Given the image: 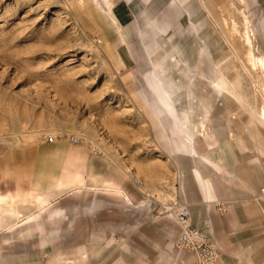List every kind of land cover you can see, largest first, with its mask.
Returning <instances> with one entry per match:
<instances>
[{"label":"rangeland","instance_id":"rangeland-1","mask_svg":"<svg viewBox=\"0 0 264 264\" xmlns=\"http://www.w3.org/2000/svg\"><path fill=\"white\" fill-rule=\"evenodd\" d=\"M203 1L209 15L200 20L201 44H193L196 38L186 27L177 39L200 53L206 75L177 64L170 68L175 76L164 91L158 84L150 86L149 57L159 48H146L136 39L131 51L117 44L111 25L86 0H0V195L29 193L68 174L97 172L132 198L101 193L84 200L61 198V208L32 229L33 236L17 231L8 245L0 238V264L35 259L49 264L55 250L70 260L87 253L89 264H192L189 254L175 248L179 228L171 209L188 204L197 160L174 158L194 154L212 173L209 158L221 153L226 160L222 145L233 143L246 148V158L264 162V128L254 113L262 99L253 93L243 68H249L246 48L232 33V20L241 29L237 11L249 14L256 45L264 48V0ZM202 10L200 6L198 12ZM158 64L155 71L162 78ZM219 79L224 90L217 95L211 82ZM187 93L193 106H222V117L189 112L197 140L193 150L177 123L183 109L176 106L182 105L178 98ZM201 126L207 137L198 134ZM214 129L217 142L212 140ZM49 135L55 139L47 140ZM236 184L243 190L248 185L244 179ZM153 194L161 202L158 208L151 206ZM258 225L250 221L252 232ZM236 242L233 238L216 245L223 264H238L230 255ZM254 261L264 264V242L248 259Z\"/></svg>","mask_w":264,"mask_h":264},{"label":"crops","instance_id":"crops-1","mask_svg":"<svg viewBox=\"0 0 264 264\" xmlns=\"http://www.w3.org/2000/svg\"><path fill=\"white\" fill-rule=\"evenodd\" d=\"M86 1L94 9L98 10L111 25L114 40L117 44L125 45L131 51V44H134L136 39L139 44H144L146 48L151 45L159 48L152 57H149L150 64L153 65L152 72L155 75V79L151 76L152 83L150 86L152 89H155V85L158 84L166 91L169 81H173V76H175V73H172L170 68L177 64H181V67L194 69L200 77L206 75L204 73L203 61L199 58L200 53H197L194 48H191L192 50L188 49L177 39L178 35L186 27V32L191 37L196 38V42L193 44H201L204 33L202 32L200 20L203 14L209 15L203 0H96V2L106 1L109 7L108 12L104 6L97 5L95 0ZM237 1L243 3V0ZM199 4L203 9L202 12H198ZM232 4V6L235 5L234 3ZM245 15L255 35L251 17L249 14ZM262 23L264 25V16L262 17ZM221 36H223V33H221ZM259 48L264 54V48ZM117 59L120 64H123L119 55ZM178 59L181 60V63ZM158 62L162 78L155 71V65ZM211 86L217 92V95L224 90V84L220 79L211 82ZM188 94L190 93L185 94V96H188ZM190 105L183 104L176 106L183 108L180 113L193 111L218 112L216 115L221 114L222 117V106L210 104L199 106ZM175 108L172 107L171 109L175 110ZM233 108L234 105L230 104L229 112H232ZM178 117L177 123L180 125ZM258 124L264 128L259 122ZM220 128L223 127L221 126ZM213 133L212 140L217 142V129H214ZM182 134H186V137H188V140H186L187 145L192 146L194 149L197 142L196 138L191 141L185 129H182ZM229 137L233 139L231 136ZM190 146L189 149L193 150ZM222 148L225 150L226 160L222 158L221 153L218 154L219 158L216 157V153H214V160L209 158V160L214 162V168L211 170L213 171L212 173L206 172L205 161L201 158H196L194 154L191 156L183 153L178 154L174 158L176 160H197L196 165L191 171V178L195 185L189 191L191 195L188 204L185 203L184 205L190 210L192 225L205 236L210 237V240L215 245L227 242L233 238L238 239V242L230 250V255L237 259L238 264H256L255 261L254 263H249L248 259L255 256L264 242V237L261 235L264 228V225H261L264 224V204L255 199L259 189L264 186V182H262L264 162L261 163L254 157L246 158V148L242 150L233 143H223ZM257 153L259 155L261 154L260 151ZM225 161L227 162L226 167L223 166ZM243 163L251 165V167H240ZM261 166L262 168H260ZM221 176H226L227 179L223 180ZM242 177L248 184L245 190L240 189V185L236 184V181L243 182ZM48 186L54 185L51 183ZM258 186L260 187L257 190ZM33 189L34 187L29 193L20 191L14 194L5 193L0 195V206L1 200L5 198H9L14 203L29 198L33 194ZM248 195L250 196L248 197ZM63 197L65 195L55 196L41 212H38L29 205L24 208H19V215L17 217L0 222L1 241L8 245L9 240L17 231L24 235V237L33 236L34 231L32 229L37 226L39 228V224L43 220L48 219L51 212L61 208L57 206L59 204L57 200ZM248 198H252L251 201H247ZM151 200V206L158 208L161 202L156 198V194L152 195ZM216 203L217 205H215ZM254 216L255 218L252 220ZM250 221L253 224H259L257 227L252 226L253 232L250 227ZM249 234H252V237ZM84 259L89 263L87 253L80 254L74 260L82 261ZM189 259L192 261L190 257ZM59 261L60 264H64V262L71 260L65 258L63 252L55 250L53 252V259L49 264H59ZM40 262V260L35 259L34 263L30 264H41ZM217 264H223L221 258Z\"/></svg>","mask_w":264,"mask_h":264},{"label":"bare ground","instance_id":"bare-ground-1","mask_svg":"<svg viewBox=\"0 0 264 264\" xmlns=\"http://www.w3.org/2000/svg\"><path fill=\"white\" fill-rule=\"evenodd\" d=\"M96 4L104 6L105 10L107 12L109 11V7L106 1H102V2L99 1L96 2ZM237 12L241 16V23H240L241 29H239L237 27V23L234 20H232V33L240 37L243 46H245L246 48L245 57L247 58L246 63L248 64L249 68H246L245 66H243V68L246 74L250 76V78L252 79L251 87L253 89V93L255 94V96L257 95L261 96L262 99L261 106L257 111H255L256 110L255 109L254 113L257 115V121L264 126V84L262 81L263 79H261L264 78V54L262 53L260 48L255 44V35L252 31L247 16L244 13H242L240 10H238ZM240 63L244 64L243 61ZM250 71L256 72L257 76L251 77L253 74L251 72L252 74L251 75ZM151 76L153 77V79H155V75L153 74L152 71H151ZM231 85L233 86V88H235L233 84ZM178 100L181 102L182 105L183 104L194 105V101L191 94H188V96L185 99L178 98ZM231 119H234V117H232ZM178 120L180 126L185 129L186 133L190 136L191 141H193V139L196 137V134L194 129L191 128L190 114L188 112H182L180 113ZM201 127L202 129L198 134L200 135V137H207L208 136L207 130L205 129V127L203 126ZM190 148L193 149L192 146H190ZM52 184L54 186L46 185L44 187H34L33 194L30 195L29 198L23 199L18 203H14L9 198H5L1 200L0 222L3 220L4 221L9 220L12 217H17L19 215V208H24L28 205L32 206L38 212H41L42 209H44L47 205H49L51 199L59 195H65V197L67 198L84 200L86 197L92 194L101 193V194H105L108 197L118 198L120 200L132 201V198L124 195L120 188L119 189L115 188V184L112 182V180L108 179L106 176L97 172H89L86 177H83L81 174L78 173L68 174L63 176L59 180H56ZM255 199L264 204V200L259 198L258 193ZM215 205H217V203ZM183 207L186 206L182 204H178L176 207L173 208L174 210L171 209V215L173 216V219L179 228V231L174 240L175 248L178 250V252L186 253L177 247V239L182 229V226L177 222L175 217V213L178 214V212H180V210ZM188 224L192 225L191 214L189 215ZM189 257L192 259V264H195V256L189 254ZM219 260H220V256H218L216 260V264L219 262ZM64 264H89V263L84 259L82 261L81 260L66 261L64 262Z\"/></svg>","mask_w":264,"mask_h":264},{"label":"built area","instance_id":"built-area-1","mask_svg":"<svg viewBox=\"0 0 264 264\" xmlns=\"http://www.w3.org/2000/svg\"><path fill=\"white\" fill-rule=\"evenodd\" d=\"M95 42L99 43L98 40H95ZM46 139L52 141L55 136L49 135ZM71 140L74 143L78 142L75 138ZM258 196L264 200V187L259 189ZM189 215L190 210L187 207H183L178 214L175 213L177 222L182 226L177 239V247L187 254L194 255L195 264H216L220 254L219 249L195 226L188 224Z\"/></svg>","mask_w":264,"mask_h":264}]
</instances>
